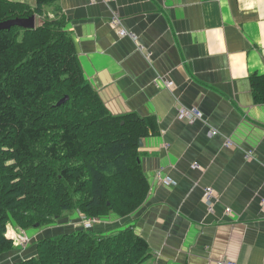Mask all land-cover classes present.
<instances>
[{"label":"crops","instance_id":"crops-1","mask_svg":"<svg viewBox=\"0 0 264 264\" xmlns=\"http://www.w3.org/2000/svg\"><path fill=\"white\" fill-rule=\"evenodd\" d=\"M43 10L64 19L108 109L150 126L139 147L146 200L94 230L133 227L150 246L144 264H264V103L250 83L264 74V0H55ZM182 106L205 121L181 119Z\"/></svg>","mask_w":264,"mask_h":264},{"label":"trees","instance_id":"trees-1","mask_svg":"<svg viewBox=\"0 0 264 264\" xmlns=\"http://www.w3.org/2000/svg\"><path fill=\"white\" fill-rule=\"evenodd\" d=\"M53 1L0 0V22L40 14ZM36 25L0 30V255L14 248L9 223L25 231L75 212L126 217L150 190L139 150L147 120L108 109L61 16ZM250 83L254 102L264 103V74ZM32 245L35 253L12 264H144L151 256L131 226L80 228Z\"/></svg>","mask_w":264,"mask_h":264},{"label":"rangeland","instance_id":"rangeland-1","mask_svg":"<svg viewBox=\"0 0 264 264\" xmlns=\"http://www.w3.org/2000/svg\"><path fill=\"white\" fill-rule=\"evenodd\" d=\"M40 18L44 19L45 17H49V15H46L43 8L40 11ZM35 16V23H39L37 14H33ZM206 190V189H205ZM215 192V191H214ZM206 194L204 193V197ZM123 218V217H120ZM108 217L105 218H96L94 222L88 223V219L82 217L78 212H75L69 216H64L60 218L57 222L39 226L37 225L34 228H30L29 230H22L18 227H15L13 224L9 223L8 225V232H6V236L10 239H13V245L14 248L10 251H7L5 253H2L0 255V264H12L15 261L21 260L25 258L26 256L30 255V253H35V246L32 245V243L43 236H50L55 235L57 233H63V232H71L72 230H75L80 224L84 226L91 227L92 225H95L94 228L100 230V227L102 224L106 221ZM82 222L78 225L79 222Z\"/></svg>","mask_w":264,"mask_h":264},{"label":"built area","instance_id":"built-area-1","mask_svg":"<svg viewBox=\"0 0 264 264\" xmlns=\"http://www.w3.org/2000/svg\"><path fill=\"white\" fill-rule=\"evenodd\" d=\"M113 19H114V22L115 23H117V24H121V22H120V19H119V17L117 16V15H115L114 17H113ZM118 34L121 36V37H124V36H130V37H132L133 39H135V41H137L138 39H136V36H135V34L134 33H131L130 31H128L126 28H124L123 26H120V28L118 29ZM138 47H139V49L141 50V51H147L146 50V48L143 46V45H138ZM168 85H170V86H172L173 85V83L171 82V81H168ZM178 113H179V117L181 118V119H183V120H186V121H188V122H194V121H196V120H203V121H205V119H204V116H203V113L199 110V109H197V108H187V107H180L179 109H178ZM211 133L212 134H218L219 133V131L217 130V129H212L211 130ZM226 144L228 145V146H230V145H232L233 143H232V141L231 140H227L226 141ZM197 165V164H196ZM158 179L159 180H161L162 182H164V183H166V184H171V180L169 179V178H162L161 176H160V174H158ZM205 194H206V196L204 197V199H205V201L208 203V205H209V207L210 208H212V203L215 201V197H216V195H215V192H214V190H213V188L212 187H208V188H206V190H205ZM232 211V209L230 208V207H227L226 208V212H231ZM95 219L96 218H94V219H88V223L87 224H89V223H91V222H94L95 221ZM218 264H235L233 261H225V260H220L219 262H218Z\"/></svg>","mask_w":264,"mask_h":264},{"label":"water","instance_id":"water-1","mask_svg":"<svg viewBox=\"0 0 264 264\" xmlns=\"http://www.w3.org/2000/svg\"><path fill=\"white\" fill-rule=\"evenodd\" d=\"M23 26L26 28H35L37 25L35 23V16L32 15L27 18H14V19H9L6 21L0 22V30L1 29H9L12 26ZM140 145H142V141L140 140Z\"/></svg>","mask_w":264,"mask_h":264}]
</instances>
